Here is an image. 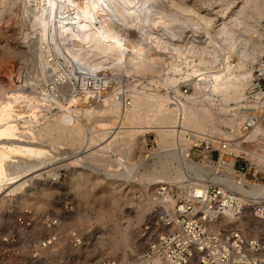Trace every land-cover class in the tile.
<instances>
[{"label":"bare ground","instance_id":"6f19581e","mask_svg":"<svg viewBox=\"0 0 264 264\" xmlns=\"http://www.w3.org/2000/svg\"><path fill=\"white\" fill-rule=\"evenodd\" d=\"M23 1L27 4L25 9L32 15L33 30H38L40 75L34 76V83L20 85L12 82L11 75L10 79H0V161L6 162L2 167L8 173L6 175H12L11 180H15H7L9 186L14 185L11 187L13 192L33 188L45 175L47 182L57 185L58 163L70 169L68 183L78 190L81 180L89 177L85 172L90 160L102 163L105 170H96L95 177L107 179L106 189L133 179L141 186L140 190L147 192V186L169 180L185 193L189 185L183 183V178L190 167L197 169L196 174L201 179H223L224 175L216 174V169L232 173L233 159L221 164L222 153L218 165L187 159L184 153L189 143H178L181 153L175 150L177 144L168 127L180 118L182 124L195 132L209 133L220 139L219 136L233 138L234 132L230 135L219 125L231 127L234 116L263 110L260 107L263 105L264 108L263 91H256L253 100H243L253 63H259L264 53V32H257L258 28L253 25L255 20L251 21L256 15L259 19H255L259 21L264 17V0ZM5 2L0 0L3 7ZM253 32H257V39L251 36ZM32 44L28 47L30 51L35 48ZM50 47H54L65 66L60 75ZM218 59L220 66L214 65ZM77 68L84 70L83 79L89 84L91 77H113L117 82L112 84L113 92L97 99L98 94L84 91L80 97L71 96L68 104L53 98L57 111L45 113L43 107L51 105L45 97H52L61 88L60 84L70 78V73L76 74ZM260 68L264 76V64ZM186 78H190L192 90L188 102L169 109L163 90ZM36 83L42 85L39 87L44 91V98L28 90V86ZM44 84L48 88L51 84V87L46 90ZM123 88H129L124 101L116 99L120 98L116 93ZM35 127L46 138L45 142L35 136ZM148 132L156 134L158 150L146 154L142 164L138 147H143ZM252 132L251 137L259 135L256 139L262 138V153L242 151L248 160L261 164L264 163L262 114ZM134 144L140 154L133 160ZM229 149L232 155L241 150L238 142ZM171 161L177 163L173 167L175 170L172 169L174 175L171 174ZM152 167L156 168V176L140 171ZM165 167H168L167 172H158V168L164 170ZM257 189L264 195L263 186ZM154 190L140 202L136 223L129 221L123 228L121 237L125 245L131 240L132 226H137L155 206L151 198ZM194 191L198 192V188ZM5 200L0 197L1 227L10 226L11 218L4 211ZM112 202L117 201L112 198ZM45 203L49 201L35 202L38 208ZM240 204L246 207L252 203ZM246 210L244 208L242 225L252 226L256 228L253 233L260 234L258 232L264 230V220L250 217ZM0 243L3 245L2 240Z\"/></svg>","mask_w":264,"mask_h":264},{"label":"built area","instance_id":"2783aa9c","mask_svg":"<svg viewBox=\"0 0 264 264\" xmlns=\"http://www.w3.org/2000/svg\"><path fill=\"white\" fill-rule=\"evenodd\" d=\"M262 64H264L263 58L259 63L254 64L243 101L253 100L256 91L264 92V84H262L264 76L260 68ZM59 65L61 66L60 63ZM77 75L80 77L78 78ZM85 75L84 70L80 68H77L76 74L70 73L69 79L73 82L69 79L63 81L60 85L61 87L64 85V88H60L59 93L53 94L52 97L48 94L52 99L43 95L44 91L39 87L42 86L41 84L28 86V90H32L39 98L49 99L50 107L43 108L45 113L50 114L57 111L55 106L57 103L53 98H57L60 103L68 104L71 96L80 97V93L87 91L93 95L98 94L96 96L98 99L102 94H111L112 84L117 83L114 82L113 77L103 75L97 78L91 77L89 84L83 79ZM104 78L108 79L104 82ZM189 83L190 78L182 79L163 90L169 109L188 102L192 94ZM44 87L48 90L51 84L49 88L45 84ZM128 91L129 88H123L116 93L120 97L116 99L124 101ZM260 107L263 109V105ZM259 115L261 111L234 116L233 125L224 126L223 129L230 135L234 132L233 138L220 139L209 133L195 132L182 124L180 118L172 126L169 125V133L171 128L173 140L177 144L174 146L175 150L181 153L178 143L187 142L189 147L184 156L192 160V157L199 155L202 157L201 161L210 165L218 162L220 153H222L221 164L228 157H232V173L216 169L214 170L217 171L216 174L224 175L223 179L210 177L201 179V176L196 174L197 169L190 167L183 178V183L189 185L185 193L170 181L157 183L151 196L156 204L145 215L139 226V235L145 241V247L133 257L130 264H264V235L254 234L251 228L241 223L244 208L251 217L264 220V195L257 189L259 186L264 187V163L256 164L249 161L242 151L249 146L255 148L257 145H262L260 142L262 138L256 139L260 137L259 135L251 137L253 128L257 121L259 122ZM149 142L152 145L149 149L157 145L153 134ZM235 142L239 143L241 150L236 155H232L229 148ZM214 143L217 146H213ZM258 150L260 151L261 148L258 147ZM213 151L216 152L215 161L211 159ZM58 172L57 182L66 176L64 168H60ZM194 185H197L198 192L194 191L196 188ZM140 197L138 192L136 201ZM62 203L65 212L73 211L70 202ZM170 203L173 204L170 206ZM240 203L252 204L244 207ZM14 217L16 229L2 237L3 246H15L19 234L35 223L40 224L44 232L41 239L36 242L33 254H36L38 248L46 249L53 246L61 238L57 230L61 223L58 216L50 213L37 215L28 209L14 213ZM68 239L73 247L80 246L83 241L75 229L69 231ZM101 264L118 263L116 260L107 259Z\"/></svg>","mask_w":264,"mask_h":264},{"label":"rangeland","instance_id":"374dc122","mask_svg":"<svg viewBox=\"0 0 264 264\" xmlns=\"http://www.w3.org/2000/svg\"><path fill=\"white\" fill-rule=\"evenodd\" d=\"M6 2H5L6 5L4 3L5 7H3L2 4H0V30L2 31L4 29L2 32L0 31V79L1 80L10 79V75H11L12 82L15 85H20L26 82L34 83L35 82L34 81L35 79H33L34 76L36 77L40 75L39 74L40 58L38 57L39 55L37 53L38 52L37 43L39 42L38 40L39 36L37 35L38 30H33L34 28H32L33 26H31L30 18L32 15L29 10L28 11L26 10L27 4L26 3H25L26 5L24 4L25 1L13 0L12 2L11 0L10 1L6 0ZM8 2L10 4L12 3L13 5L12 4L11 6L10 4L8 5ZM255 18L259 19V16L258 15L253 16V19H251L252 22L255 20L253 24L255 29L258 28L256 29L257 32L259 31L264 32V27H263L264 17L260 18V21ZM257 22L259 23V25ZM257 32H253L251 36L253 38L254 37L258 38ZM7 33L9 36H6ZM1 34L5 37H3ZM34 41L36 42L37 46L34 44L35 43ZM30 44H32L31 45L32 48L33 45L35 47L33 49L31 48L32 49L31 51L29 50L30 48L28 49V47H30ZM50 46L52 45L50 44ZM53 49L54 47L53 48L50 47L51 50L50 53H53L52 57H55L54 60H56L57 63L56 65L58 67L56 68L58 74L60 75L62 74V69H60V67L65 68V66H62L61 64L62 59L58 57L59 55H57V52H54L56 50ZM261 58L264 59V53L261 55ZM215 62L216 63H214V65L220 66L219 59L216 60ZM59 63L61 64V66L59 65ZM262 84H264V81L262 82ZM59 92H60V88L57 89L56 93ZM263 113H264V108L261 111L262 117L264 118ZM208 124L211 125L210 123ZM224 126L225 125H221V124L219 125L220 129H224ZM35 132H36L35 134L36 137L38 136V138H41L42 141L44 142L46 141V138H43L41 136L38 127H35ZM148 133L145 134L146 138L143 147H141V145L138 147V150L141 151L140 153L142 154L137 152V148H136L137 145L134 144L132 147V151H133L132 153L133 155H131L132 159L134 160L135 159L134 156L139 153L140 154L139 158L141 159L140 162L142 164L144 162L143 159L145 158L146 154H148L150 151L152 152L158 150L157 145L154 148L149 149L152 146L151 143L149 142V139L152 138V134L156 137V134L154 132H150V134L147 135ZM219 137L223 138L222 136ZM1 143L5 144L6 142H1ZM257 146H259V148H262V145H257ZM257 146L255 148L249 146L248 149L246 150L262 153V149L260 151L259 150L257 151L258 149ZM211 159L212 161L216 160L215 151L211 153ZM229 159H233V158L228 157L225 160H229ZM192 160L194 162H199V163L204 162L201 161L202 157L199 155L192 157ZM88 162H90L89 167H87L85 173H89L88 175L89 177L88 179L81 180L80 186L78 188V190L80 189L79 191L73 189L68 183L71 176L69 175L70 169L66 168L65 166H59L58 163L56 171L58 172L60 168H64L66 170V176L63 179H61L57 185L56 183L51 184L50 182H47L46 181L47 176L45 175L43 176L45 178L42 177L43 179L39 180V182L41 183L39 184L37 183L38 185H36L35 183L33 188L30 186V188L32 189L26 187V189H21L18 192H13L11 187H13L14 185L9 186L7 180H9L10 182L13 181L15 182V180H11L13 178L12 175L11 176L6 175L8 173L4 170V167H2L5 165L6 162L2 161L1 159L0 197L6 198L4 203V209H5L4 211L6 212L7 216H9V219L10 218L11 219L8 221L10 226H2V227L0 226V239L6 234L15 231L16 223H15L14 213L24 212L28 209H31L37 215L42 213H50L52 215L58 216L60 218L61 223L57 230L61 238L53 246L46 249L38 248L36 254H33V251L36 247L35 246L36 242L39 239H41L44 232L43 227L40 224L35 223L33 226H30L28 229H24L19 234V238L15 246L7 247V246H3L0 243V264H101L107 259L116 260L118 264H130L133 257H135L138 254V252L143 250V248L145 247V241L139 235V226L142 221L137 226L135 225L132 226L130 232L131 240L129 239L131 242L129 241L128 244L129 246L125 245L123 242V239L121 237L122 230L130 222L133 224L136 223L135 219L137 217V210H138L137 208H139V206L142 204L140 202H142L143 199L145 200V198H148V196L151 195V192L153 189H155L156 185L147 186V188L145 189L147 192H143V190H140L142 189L140 188L141 186L138 185L136 182H134L133 179H130V181H127V183L126 181H124L125 184L123 183L121 186L114 188L112 187L110 189L108 188L109 189L108 190L105 188L106 186H108L107 185L108 183H106L107 179L104 177L101 178L95 177L96 170H101V171L105 170L103 169V165H101L102 163H98L92 160ZM218 162L217 163L214 162V165H218ZM142 164L141 167H144ZM176 165L177 163L171 161V174H173V170H175L173 167ZM165 168L164 170L158 168V172H167L168 167ZM155 170L156 168L154 169V167H152V168H145L143 169V171L141 169L140 171L141 173L147 172L152 176H156ZM2 174H4V176ZM99 178L103 181H101ZM45 181L47 183H45ZM164 181H169V180H164ZM17 182L18 181H16V184ZM41 188L44 189L42 190ZM138 192H140L141 197L136 201V195ZM143 195L147 197H144ZM112 198H114V201L116 200L117 202L116 203L112 202ZM40 200L41 202L43 200L44 202L49 201V203L47 204L45 203L46 205L42 206V208L41 207L38 208L35 202ZM64 201L70 202L73 205V211L65 212L63 210L62 202ZM1 220L2 219L0 215V221ZM247 223L250 224L249 221ZM248 228H251L253 231L256 230V228H253L252 226ZM72 229H75L78 232V234L83 238L81 245L78 247H73L69 243L68 233ZM261 232L264 235V230L258 233L261 234Z\"/></svg>","mask_w":264,"mask_h":264}]
</instances>
